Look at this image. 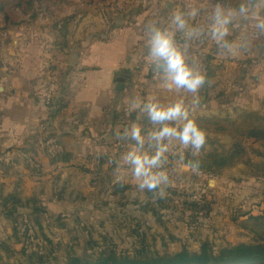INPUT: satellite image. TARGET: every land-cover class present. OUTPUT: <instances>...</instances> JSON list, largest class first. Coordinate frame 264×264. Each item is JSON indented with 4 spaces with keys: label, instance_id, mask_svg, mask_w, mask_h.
I'll return each mask as SVG.
<instances>
[{
    "label": "rangeland",
    "instance_id": "374dc122",
    "mask_svg": "<svg viewBox=\"0 0 264 264\" xmlns=\"http://www.w3.org/2000/svg\"><path fill=\"white\" fill-rule=\"evenodd\" d=\"M201 1L195 9L204 16V5L208 6L206 2L210 1ZM240 3L241 0H228L221 5L228 9L239 7ZM188 26L198 28L202 36L204 30H209L206 18H198L196 22L190 17ZM233 26L232 31L236 32L234 40L243 36L251 44L243 57L238 54V57L223 59L219 57L221 53H208L206 49L200 56L193 53L197 56V63L194 64V58L189 56L194 38L187 41L184 37V40L176 38L182 47L187 43L188 62L194 67H203L207 73L208 82L200 90L202 99L194 112L200 125L202 121L214 118L236 121L245 114L264 118V37L258 38L254 31L250 32L251 20L240 21ZM219 61H243L242 69L219 67ZM131 72L132 79L141 78L140 82L127 85L129 90L134 89L133 95H128L131 100L141 102L137 111L141 120L148 117L146 112L141 111L148 99L169 104L178 98V94L179 97L186 95L189 101L192 98L191 94L182 90L166 87L162 71L156 68L149 52ZM64 75L68 74L60 70L58 77ZM56 82L53 79L41 86L42 95L38 100L41 107L48 111L46 120L62 115L69 104L66 98L60 97L61 90ZM150 88H154L153 92L148 91ZM111 112L109 121L114 129L118 127L121 130V135L130 126L129 122L137 120L136 113L132 111ZM150 123L146 122L142 127L146 138L145 150L148 151L154 150L148 142L149 133L161 126ZM246 123L222 124L228 132L226 134L211 129L206 131L207 142L198 158L228 153L236 142L233 136H241ZM133 143L129 137H119L113 148L115 151L105 150L104 154L122 157ZM242 147L244 152L238 164L211 176L202 172L193 174L178 159L185 150L178 142L175 143L166 154L170 182L163 199H154L151 192H137L135 180L126 171V164L116 170L117 173L127 174V177L121 178L124 187L116 184V180L112 181L111 193H108L109 184H105L102 177L107 169H116V165L102 168L99 164L86 162L85 165L72 164L68 167L54 164L50 170L54 175L48 179L38 161L33 166L25 164L10 187L9 181L0 180V264H66L67 259L73 256L86 261L111 254L120 258L162 257L183 250L199 253L203 243H207L214 252L241 244L253 245L258 242L256 232H260V226L264 227L261 221L254 220L264 213V138H244ZM97 152H87L84 160H88L93 153L101 156ZM78 153L80 151L75 149L71 151V156L76 157ZM66 154L57 149L51 152L53 158ZM186 156L191 157L190 154ZM11 169V165H0V175L13 174ZM63 171L65 177H61ZM38 175L42 177L38 178ZM67 175L73 182L65 179ZM3 228L7 231H2Z\"/></svg>",
    "mask_w": 264,
    "mask_h": 264
},
{
    "label": "crops",
    "instance_id": "0c3cea01",
    "mask_svg": "<svg viewBox=\"0 0 264 264\" xmlns=\"http://www.w3.org/2000/svg\"><path fill=\"white\" fill-rule=\"evenodd\" d=\"M197 3L200 5L202 1L33 0L30 14L15 9L8 21L0 14V165L13 166V174L0 175V180L9 181L10 187L22 167L33 166L36 161L42 165L48 179L54 175L50 172L54 164L68 167L86 162L102 168L116 165V169H107L102 177L111 193L110 183L127 174L116 172L118 164L125 165L122 157L115 158L104 151L111 152L119 137L127 139L128 136L121 135L118 127L114 129L109 112L136 113L137 120L129 122L130 126L151 124L148 117L138 118L141 102L128 96L134 91L127 88L128 83L141 81V78H131V70L149 52V30L153 26L171 30L173 13H188ZM206 3L210 7L204 5L205 15L197 13L193 18L196 22L198 18H206V28L210 30L214 7ZM167 6L169 9L165 8ZM233 28L230 26L228 39L235 38ZM209 30H204L203 36L200 30L201 35L193 36L189 56L194 58V64L206 49L208 53L223 52L211 39ZM253 31L252 28L250 32ZM182 37L183 33L177 31L175 39L184 40ZM244 53L240 55L243 57ZM219 57L228 59L229 56L220 54ZM242 64L243 61H219L218 66L242 69ZM60 70L68 75L58 77ZM53 79L60 87V97L66 98L69 104L66 113L46 120L48 111L41 107L38 99L42 95L41 86ZM118 82H123L121 93L115 91ZM53 149L67 154L53 158ZM75 149L80 154L73 157L71 151ZM93 150L99 151L101 156L91 153L92 156L84 160V155ZM62 174L61 177H65V171ZM65 179L73 182L69 175Z\"/></svg>",
    "mask_w": 264,
    "mask_h": 264
},
{
    "label": "clouds",
    "instance_id": "9594fccd",
    "mask_svg": "<svg viewBox=\"0 0 264 264\" xmlns=\"http://www.w3.org/2000/svg\"><path fill=\"white\" fill-rule=\"evenodd\" d=\"M197 11L193 8L188 13H173L171 23L174 27L170 30L153 26L149 30L151 34L148 39L149 55L154 58L156 68L162 70L166 87L191 94V100H187L186 95H181L167 105H162L155 99H148L143 103L141 111L146 112L151 122L161 125L148 135V142L154 149L152 151L145 150L146 138L140 125L133 124L124 132V135L134 141L122 156L123 164L128 165V176L135 180L137 192H151L154 199H163L165 196L170 182L166 154L175 143L178 142L185 150L179 154L178 159L185 162L193 174L201 170V160L198 157L206 145L207 133L198 124L194 112L202 99L200 90L208 82L207 73L203 67H194L188 62L187 43L182 47L175 39L177 31L183 33L186 41L200 35L198 29L188 26L186 18L195 17ZM247 20L252 21L254 35L264 37V0H241L237 8L225 9L221 4L214 7L209 32L218 49H223L222 55L235 56L249 50L251 44L246 37L228 39L230 26ZM186 154H190L192 159L186 160ZM115 183L124 187V181L119 176Z\"/></svg>",
    "mask_w": 264,
    "mask_h": 264
},
{
    "label": "trees",
    "instance_id": "16d2710c",
    "mask_svg": "<svg viewBox=\"0 0 264 264\" xmlns=\"http://www.w3.org/2000/svg\"><path fill=\"white\" fill-rule=\"evenodd\" d=\"M209 1L213 4H223L228 0ZM15 9H20L23 13L30 14L33 12V0H0V14L4 16L6 21L9 20L12 10ZM247 121H251L252 123H246ZM241 122L246 123V126L241 136H233L236 142L233 144L232 149L225 154H209L201 158L200 172L216 176L223 170L232 168L238 164L244 152L242 140L244 138H264V118L256 114H245L240 116L236 121H221L214 118L209 121L204 120L201 125L199 124L206 131L211 129L214 132L226 134L228 132L223 128L222 124L237 125ZM191 159L192 157L186 156V160ZM254 220L261 221L264 226V213L261 217L254 218ZM259 230L260 232H256L258 242L255 244L225 247L217 252H214L207 243H203L199 253H189L183 250L174 255L147 258H120L111 254L86 261H81L73 256L67 259L66 264H264V227L260 226Z\"/></svg>",
    "mask_w": 264,
    "mask_h": 264
},
{
    "label": "water",
    "instance_id": "95a60500",
    "mask_svg": "<svg viewBox=\"0 0 264 264\" xmlns=\"http://www.w3.org/2000/svg\"><path fill=\"white\" fill-rule=\"evenodd\" d=\"M165 8H166V9H169L168 6L165 7ZM115 91H116V92H122V91H123V86H122V84H121L120 82H118V83L116 84Z\"/></svg>",
    "mask_w": 264,
    "mask_h": 264
}]
</instances>
